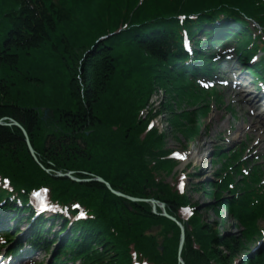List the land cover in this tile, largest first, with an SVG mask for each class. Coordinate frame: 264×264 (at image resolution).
<instances>
[{
    "label": "trees",
    "instance_id": "1",
    "mask_svg": "<svg viewBox=\"0 0 264 264\" xmlns=\"http://www.w3.org/2000/svg\"><path fill=\"white\" fill-rule=\"evenodd\" d=\"M249 20L263 35L264 0H0V118L24 127L39 162L50 169L44 171L31 158L19 128L0 125V176L22 198L23 211H28L30 188L45 185L51 204L78 201L88 216L75 221L70 232L69 220L59 221L49 238L54 225L44 230L42 217H26L30 225L35 221L29 234L34 250L56 245L53 264H131L133 251L139 263L178 264L179 228L173 221L153 214L147 202L126 204L97 181L54 176L73 171L77 178L100 176L123 194L164 203L185 227V264H264V244L238 258L250 241L264 237L259 227L264 201L252 187L257 175L237 182L230 174L220 183L194 182L191 189L212 198L205 211L220 221L208 223L198 209L185 221L180 207L199 205L186 190L178 191L177 178L170 186L160 177L175 162L167 158L166 134L147 129L149 119L166 113L173 135L192 141L201 133L209 96L190 78L196 71L180 62L186 57L181 30L207 36L219 27L226 33L223 41L239 36L237 50L247 54H237L238 59L251 69L246 46L253 34L255 39L261 35L250 30ZM210 42L213 47L214 39ZM159 90L169 99L153 111L149 101ZM215 156L220 163L215 178L238 160L233 153L216 151ZM233 167L238 174V165ZM232 183L235 188L229 189ZM10 194L0 188L2 208L21 212L13 205L18 197ZM224 212L238 233L217 229ZM58 235H63L59 241ZM4 237L12 241L7 231Z\"/></svg>",
    "mask_w": 264,
    "mask_h": 264
},
{
    "label": "rangeland",
    "instance_id": "2",
    "mask_svg": "<svg viewBox=\"0 0 264 264\" xmlns=\"http://www.w3.org/2000/svg\"><path fill=\"white\" fill-rule=\"evenodd\" d=\"M201 38L203 37L201 36ZM230 52L231 51L228 50L227 54L230 55ZM232 65H234V67L238 69L232 71ZM232 65L228 66V70H231L228 73L232 75L233 82L236 83L238 81L236 79L238 74L242 73L243 76H246L248 73H243L244 69L238 63H235L234 58L232 60ZM225 70L227 69H222V71ZM243 82L246 83L245 85H248L246 86L245 91L250 94L249 98H253V96L256 94L254 92V89L256 88L257 84H254L253 86L250 85V83H252L250 77ZM233 86L234 85H231V83H229L228 86H216V88H219L221 90V93L223 95V103L217 105L214 102L213 104H211L210 102L211 111L209 112L207 118L205 117L206 120L204 122V126L203 128H201L202 133H200V135L192 141H187L180 135L172 134V128L167 125L166 121L169 117L168 114L165 113V115L163 116L158 114L153 117L155 128H159L166 134V148L171 151L179 150L185 153L187 156L185 160L178 163V165L169 174L164 175V181H168L171 184L178 176L181 180L180 184H184V189H186V193L190 196L191 202H196L199 205L197 206L199 208L198 212L208 223L220 221V218H217L214 213H212L211 211H205L204 207L206 206V202L211 201L212 198L211 196H207L206 194H204L203 190L200 188L196 190H193L191 188L194 182L199 181L201 184H204L207 181L215 182V169L217 166L212 161L214 160V157L212 156L214 149L219 146H223L225 150V146L229 148L244 143L246 144V152L244 155L251 159H258V162H261L262 168L264 170V120L263 126H260V128L263 129L261 135H253L252 129L250 127L252 124L251 113L255 115L256 112L253 111L250 113L248 106H246V103L242 102L241 100L235 101V99L240 96H238L237 93L234 92L235 90L232 89ZM167 99L169 98H166L163 91L159 90L157 92H153L149 103H152L154 108L158 107V109H163L165 104L160 103L164 102V100ZM240 99L246 101L242 97H240ZM259 105L261 104L259 103ZM229 108H231V110ZM144 115H146V113ZM252 144L255 147H259L260 149L257 151L254 149H249V146H252ZM189 154H191L194 159L191 158L187 161ZM200 159H202L203 162L198 164L197 162ZM209 161L212 162L209 163ZM161 176L162 175H160V177ZM225 194L226 192L224 193V195ZM150 206L152 213L159 216L157 210H155V212L152 209V204H150ZM156 208L157 206L155 207V209ZM223 219L224 222L222 223V226H220L219 224L216 225L217 229L221 232L224 231L225 234H236L238 230L233 224L234 220L230 217V215L224 212ZM47 227L48 223L44 225L45 229ZM259 227L264 230V220L259 221ZM8 228L9 230L11 229L10 226H8ZM21 228L23 229V231L21 232L20 237H22L26 231V227ZM54 230L55 229L53 228V230L47 233L48 238L52 237ZM59 236L60 235L56 237L58 241L63 237ZM16 237L17 236H14L13 240ZM263 244V239H254L253 241H250L247 244V248L238 254V258H241L242 254H250L258 251ZM55 246L56 245H53V249L55 248ZM47 257L48 255L45 256V254L43 253L37 254L36 261L46 264ZM0 261L1 264H7L2 254L0 255Z\"/></svg>",
    "mask_w": 264,
    "mask_h": 264
},
{
    "label": "bare ground",
    "instance_id": "3",
    "mask_svg": "<svg viewBox=\"0 0 264 264\" xmlns=\"http://www.w3.org/2000/svg\"><path fill=\"white\" fill-rule=\"evenodd\" d=\"M235 93H237L238 96H240L243 99H245L244 95H245L246 92H244L243 89L238 88L235 91ZM240 97H237L235 99V101L241 100L242 102L246 103V106H248L250 113L253 112V111L254 112L258 111V112H256L255 115L251 113V115H252V124H251L250 127L252 129V134L253 135H256V134H260L261 135V132H263V129L260 128V126H263V120H264V114H263L264 113V109L262 107L263 104H264V101H262L263 103L261 105H259V101H257V99H261V98L258 97V96H256L254 99H248V100L245 99L246 101H243L242 99H240ZM153 111H157V107L156 108L153 107ZM191 158L194 159L192 157V155L189 154L187 161L189 159H191ZM202 162H203V160L200 159V160H198L197 163L199 164V163H202ZM66 173H70V176L69 177L64 176L63 178H67V179H69L71 181H74V182H80V179L74 176V172L73 171H67ZM59 219L65 220V217L63 215H59ZM55 227H54V229H57V226H55ZM22 231H23V229L21 228L19 232L21 233ZM19 245H20V242L18 241L16 243V246H19ZM25 248H26L25 250L28 251V252L33 250V246H31V245H26ZM47 258H49V255H48Z\"/></svg>",
    "mask_w": 264,
    "mask_h": 264
},
{
    "label": "water",
    "instance_id": "4",
    "mask_svg": "<svg viewBox=\"0 0 264 264\" xmlns=\"http://www.w3.org/2000/svg\"><path fill=\"white\" fill-rule=\"evenodd\" d=\"M0 124H2L1 121H0ZM15 125H17L18 127H20L21 130L23 131V133L26 135V132L24 131V129H23L20 125H18V124H16V123H15ZM27 146H28V148H29V152H30V154L32 155L33 159H34L35 161H37V158H36V156H35V153H34L33 149L31 148V146H30L28 140H27ZM57 176H66V177H69V176H70V173H65V174L57 173ZM96 180H97V181H100V182H102V183H104L109 189L111 188L110 185H109L108 183H106L105 181H103L101 178L97 177ZM111 191H112V193H114V194L117 195V196H123V197H126L127 199L132 200V201H135V200H141V199H136V198H131V197H128V196H124V195H122V194H120L119 192H116V191H114V190H111ZM145 201H150V203L152 204V209L155 211V207H156V205H157L158 203H157L155 200H145ZM158 205H159L160 208L162 209V215H163V216H165V217H167V218H169V219L175 221L174 218H172L171 216H169V215L166 213L165 208H164V204L161 203V204H158ZM154 211H153V212H154ZM175 222H176V221H175ZM176 223H177V222H176ZM177 225L179 226V228H180V232H181V233H180V244H179V251H180L181 248H182V245H183V240H184V230H183V226H182L181 224L177 223ZM160 249H161V248H160Z\"/></svg>",
    "mask_w": 264,
    "mask_h": 264
},
{
    "label": "snow or ice",
    "instance_id": "5",
    "mask_svg": "<svg viewBox=\"0 0 264 264\" xmlns=\"http://www.w3.org/2000/svg\"><path fill=\"white\" fill-rule=\"evenodd\" d=\"M5 184H7V181H5ZM183 187V185L181 184V188Z\"/></svg>",
    "mask_w": 264,
    "mask_h": 264
}]
</instances>
